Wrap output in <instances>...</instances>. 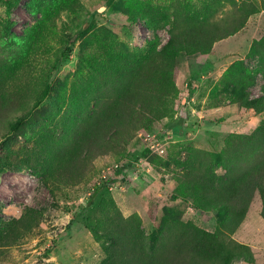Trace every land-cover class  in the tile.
Here are the masks:
<instances>
[{"label":"rangeland","instance_id":"rangeland-1","mask_svg":"<svg viewBox=\"0 0 264 264\" xmlns=\"http://www.w3.org/2000/svg\"><path fill=\"white\" fill-rule=\"evenodd\" d=\"M106 2L17 0L10 12L0 3V100L16 89L23 93L16 99L18 108L28 109L45 82L52 84L32 119L9 140V122L20 111L0 112V163H7L0 171V264H100L105 241L85 224H96L109 208H117L124 217L136 214L147 231L162 210L171 208L183 220L215 231L214 211L196 210L183 199L170 200L177 186L174 173L180 169L176 161L184 162L190 148L221 151L229 134L251 133L264 118V112L233 102L234 78L227 75L232 67L242 69L238 60L246 70L259 69L258 58L248 53L252 42L264 35V0ZM245 4L259 10L235 33L214 42L209 53L177 56L173 74L179 93L172 117L137 131L120 153L97 156L82 181L54 192L26 164L28 150L41 139L42 130L52 129L75 98L88 97V74L95 65L91 58L105 61L124 49L144 55L166 42L176 16L219 20ZM90 17L94 23L87 27ZM66 38H74L72 53L53 69ZM263 83L261 73H255L247 88L250 95L262 94ZM98 184L103 188L93 194ZM261 208L255 194L244 220L230 235L250 248L252 260L241 257L231 264H264Z\"/></svg>","mask_w":264,"mask_h":264},{"label":"trees","instance_id":"trees-1","mask_svg":"<svg viewBox=\"0 0 264 264\" xmlns=\"http://www.w3.org/2000/svg\"><path fill=\"white\" fill-rule=\"evenodd\" d=\"M16 1L0 3L10 12ZM258 10L255 4H245L219 20L176 16L168 39L158 49L153 47L144 55L125 49L114 51L113 57L99 62L91 58L95 65L88 74L92 80L86 90L88 97H74L67 114L61 115L52 129L42 130L41 139L28 150L26 164L36 170L50 192L61 185L79 183L94 158L120 153L137 131L149 128L159 118L173 116L179 93L173 72L179 54L209 53L214 42L235 33ZM85 23L91 26L94 17ZM5 27L10 28V23ZM73 45L74 38H66L53 69L70 56ZM248 55L258 58L259 69H244L242 60L236 62L242 69L232 67L234 71L227 75L234 78L233 102L264 112V83L258 96H251L247 89L254 83L255 73L264 77V35L252 42ZM51 90L47 80L28 109L18 108L16 99L22 92L14 89L3 94L0 112L20 111L9 122L8 140L32 119V111ZM176 165L180 169L174 173L177 186L170 200L183 199L196 210L214 211L215 231L183 220L173 208L162 210L147 231L136 214L124 217L117 208H109L96 224H85L105 241V257L100 264H231L241 257L252 260L250 248L230 235L244 220L255 194L262 203L260 214L264 218V118L251 133L229 134L221 151L190 148L185 161H176ZM6 166V162L0 163V171ZM101 188L98 184L93 194Z\"/></svg>","mask_w":264,"mask_h":264}]
</instances>
